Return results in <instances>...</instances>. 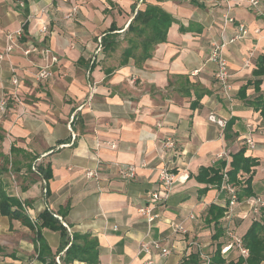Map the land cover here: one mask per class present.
<instances>
[{"label":"crops","instance_id":"0c3cea01","mask_svg":"<svg viewBox=\"0 0 264 264\" xmlns=\"http://www.w3.org/2000/svg\"><path fill=\"white\" fill-rule=\"evenodd\" d=\"M197 2L0 0V53L6 34L22 30L13 52L0 62V100L7 102L0 116V191L26 207L24 219L0 213V264H43L36 233L44 210L68 233L97 238L98 264H143L148 257L139 254V246L148 240H160L171 250L166 258L153 253L154 264H204L216 245L214 226L205 222L207 210L212 204L225 207L228 194L223 180L206 185L195 176L220 161L229 169L231 156L240 149L256 165L240 172L234 187L238 191L250 178V197L264 201V20L247 0ZM147 5L171 16L166 40L144 60L137 59L140 47L136 58H124L130 46L128 25ZM72 7L77 10L69 16ZM259 9L264 10V0ZM229 16L233 23L224 21ZM239 24L249 33L229 43ZM106 34L115 36L110 49L102 43ZM221 43H228L223 53L229 97L209 61L213 45ZM31 46L37 51L25 55ZM249 52L252 66L245 68ZM45 66L52 77L38 80ZM10 67L18 78L15 90ZM210 114L225 120V127L209 122ZM248 123L252 150L244 142ZM168 139L175 143L173 151L164 148ZM126 165L137 166L134 178L121 176ZM164 168L179 182L153 209L156 217L148 224L138 210L150 202ZM89 170L96 171L95 179L86 177ZM244 213L237 205L232 219H220L224 234L228 227L245 233L252 220L236 217ZM171 224L186 233L173 232ZM39 234L55 262L84 264L62 260L58 232L42 228ZM190 255L197 256V263L189 262ZM221 256L227 264L239 257L233 248Z\"/></svg>","mask_w":264,"mask_h":264},{"label":"trees","instance_id":"16d2710c","mask_svg":"<svg viewBox=\"0 0 264 264\" xmlns=\"http://www.w3.org/2000/svg\"><path fill=\"white\" fill-rule=\"evenodd\" d=\"M192 4L198 5L197 0H189ZM172 22L169 14L163 12L157 6L147 5L144 10L136 11L132 21L128 25L126 36H129L128 43L130 46L123 52L124 58L135 57L134 51L140 47L138 60H144L151 56L152 50L156 44L166 40L167 29ZM111 32L114 29L110 30ZM104 49L115 46V36L106 34L102 39ZM264 71L260 68V73ZM2 138L0 137V141ZM227 163L220 161L218 167L200 168L195 179L199 183L206 185L218 186L222 182L223 172L227 176V182L233 186L238 185V174L240 172H249L250 167L256 165V161L250 157L244 156V150L240 149L231 156L229 169L225 170ZM1 173V169H0ZM44 177H47L45 174ZM244 186L238 189L237 199L241 201L243 198L252 196L251 179L248 178L244 182ZM206 190L207 188H203ZM202 189V191H203ZM21 204L18 200L5 195L0 191V213L4 216L24 219ZM225 208L216 205H210L205 217L207 224H213L214 234L211 239L216 242L215 249L208 260V264H227L222 258V248L227 244L222 225L219 224L223 218ZM39 228L36 233L37 241V257L43 264H56L54 254L51 253L47 244L43 241L39 234V229L45 228L60 234L61 245L57 252H64L65 263L73 261L82 262L84 264H98V241L97 238L89 233H68L62 223L53 216L48 210H44L38 216ZM25 222V221H24ZM28 222V221H27ZM30 228L31 223H26ZM223 237L222 241L219 239ZM243 246L248 250V256L244 259L238 257L235 262L228 264H264V219L253 220L245 233L241 236ZM189 262L197 263V256L190 255Z\"/></svg>","mask_w":264,"mask_h":264},{"label":"built area","instance_id":"2783aa9c","mask_svg":"<svg viewBox=\"0 0 264 264\" xmlns=\"http://www.w3.org/2000/svg\"><path fill=\"white\" fill-rule=\"evenodd\" d=\"M219 1H225V0H219ZM250 7L257 9L259 15L264 20V10L259 9V6L262 2V0H247ZM20 5H22V1H19ZM77 8L72 7L70 10V15L74 14L76 12ZM225 22L227 23H233L232 17H225ZM46 26H42L40 31L46 32ZM248 29L244 24H239L237 27V34L233 36L228 42L232 43L236 39H241L244 36L248 34ZM253 33L258 34L259 30L255 29L253 30ZM22 35V30L19 29L13 33H7L6 34V45L3 51L0 53V62L5 60L10 56V54L13 52L15 43L14 40L20 38ZM228 43H221V44H215L213 45L210 54H209V61L214 63L215 65V72H214V79L218 84L221 86L224 93L229 97L230 87L228 84V77H229V71H228V63L225 58V55L223 53V48ZM101 43L97 47V52L101 51ZM37 51V48L34 46H31L28 48V50L24 51L25 55H28L30 53H33ZM48 51H42L41 54H47ZM252 58L253 53L249 52L247 55V58L244 61V67L250 68L252 66ZM55 61V59H52ZM10 71L12 73L10 77V86L12 89L15 90V88L18 85V78L15 75V71L13 67H10ZM52 77V73L49 71L48 66H45L41 68L38 73L36 74V78L38 80H45ZM13 95H15V91L13 92ZM6 105L7 102L5 99L0 100V116L4 115L6 112ZM208 121L211 123L216 124L220 128H224L226 125V121L216 117L213 114H210L207 117ZM248 129V135L244 138V142L248 149L252 150L255 148V142L252 138V132L253 128L251 124H247ZM164 148L173 151L175 149V143L172 140H165L163 143ZM220 154L218 157H221ZM136 169L137 166L134 165H126L121 166L120 174L126 179H132L136 175ZM86 177L89 179H95L97 177V173L94 170H89L85 173ZM176 174L167 168L162 169L159 172L158 175V188L153 191L150 195V202L148 204H145L141 208H139L138 212L144 216L146 222L148 224H151L155 220V215L152 213L153 209L156 208L158 205L163 204L170 194V192L176 187L177 183L179 182V179L176 178ZM223 183L225 184V190L228 194V202L227 205L224 207V218L226 220H230L233 218V208L237 205H241L245 208V213L243 216H236L237 218L245 219L249 218L252 221L253 220H260L264 219V201L260 199L259 197H248L241 201L237 199V192L233 185L229 184L227 182V176L223 172ZM23 209L26 207L22 205ZM192 218V216H191ZM171 229H173V232H180L182 234L186 233V230L179 224H171ZM225 237L227 239V244L222 248L221 252H224L228 249H235L238 252V255L242 258H246L248 256V250L243 246L241 236L236 233V231L233 228H226L225 231ZM170 249L162 245V241L160 240H148L144 241L139 246V254L146 255L148 259L144 261L143 264H154L152 259H150V256H152L153 253H158L160 258H166L170 254ZM209 258L205 259L204 264H208ZM56 264H60V261L58 258H56Z\"/></svg>","mask_w":264,"mask_h":264},{"label":"rangeland","instance_id":"374dc122","mask_svg":"<svg viewBox=\"0 0 264 264\" xmlns=\"http://www.w3.org/2000/svg\"><path fill=\"white\" fill-rule=\"evenodd\" d=\"M236 225V224H235ZM236 227H237V225H236Z\"/></svg>","mask_w":264,"mask_h":264}]
</instances>
